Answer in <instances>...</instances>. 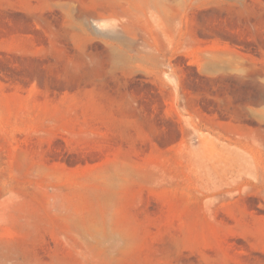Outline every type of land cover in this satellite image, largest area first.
<instances>
[{
	"label": "rangeland",
	"instance_id": "rangeland-1",
	"mask_svg": "<svg viewBox=\"0 0 264 264\" xmlns=\"http://www.w3.org/2000/svg\"><path fill=\"white\" fill-rule=\"evenodd\" d=\"M0 264H264V0H0Z\"/></svg>",
	"mask_w": 264,
	"mask_h": 264
}]
</instances>
